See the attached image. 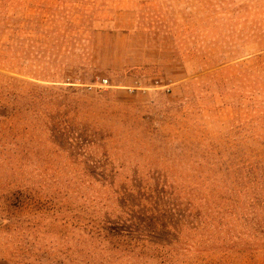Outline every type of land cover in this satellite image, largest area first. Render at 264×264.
I'll return each instance as SVG.
<instances>
[{"label":"rangeland","instance_id":"obj_1","mask_svg":"<svg viewBox=\"0 0 264 264\" xmlns=\"http://www.w3.org/2000/svg\"><path fill=\"white\" fill-rule=\"evenodd\" d=\"M263 175L264 0H0V264H264Z\"/></svg>","mask_w":264,"mask_h":264},{"label":"trees","instance_id":"obj_2","mask_svg":"<svg viewBox=\"0 0 264 264\" xmlns=\"http://www.w3.org/2000/svg\"><path fill=\"white\" fill-rule=\"evenodd\" d=\"M264 176V175H263ZM253 182V181H252ZM166 197H169V198H172V196H166ZM142 198V200L140 201L141 203H140V205L141 204H143L144 205V207H146V205H153L154 204V197H141ZM156 198H158V199H160L159 197H156ZM253 199V201L255 202V204H250V206L251 207H249L248 209L250 210V213L249 214H247V219H245V222H247V223H253V222H257V224H258V219L256 220V221H254L255 219H256V217H258L259 215H257V214H255V211L253 210V209H255L256 207H254L255 205H258V207L259 208H262L263 209V212H264V203H261L260 201H259V199L257 198V197H253L252 198ZM260 202V203H259ZM235 204H236V202H234ZM135 206L136 205H132V208H135ZM191 207H192V205H190ZM139 207V206H138ZM237 211V209H236V207H233V208H231V210L229 209L227 212H225V213H223L222 214V212L221 211H218V219H214L215 220V222H218V230H221V232H222V227L223 226H225V224H226V221L227 220H229V219H231L232 217H234V213ZM137 212L136 211H134L133 209H131V211H129V212H125L124 213V215L126 216V215H129V216H131L132 214H136ZM225 214H227L226 215V217L224 218V215ZM227 216H230L229 217V219H227ZM250 216H252V219H248ZM263 217H264V215H263ZM243 218H245V216L243 217ZM213 220V219H212ZM156 221V220H155ZM205 223V224H204ZM203 224L204 225H206V226H208V223L207 222H204ZM154 225H163L161 222H156V224L154 223ZM154 225H152V223L149 225V226H152V232H154V230L155 231H157V233H152L153 234V236L154 237H157V236H162V237H164V236H166V234H167V229H165V227L163 228V229H158V228H154L153 229V226ZM200 226H202V222H201V224H200ZM157 227V226H156ZM140 231H131V230H129L128 232H124V231H121L119 234H116V235H118V236H123V237H133V235H137V236H140V237H143V235L142 234H140L139 233ZM259 233L260 234H264V230L262 229L261 231H259ZM140 234V235H139ZM165 242V241H164ZM223 242H225L224 240H223ZM170 243H168V245H169ZM231 244H233V245H236L237 243H231ZM224 246V245H223ZM232 247L233 246H229V245H227L226 246V248H231L232 249ZM222 256H224V255H222ZM227 255H225V257H226ZM210 257V256H209ZM209 257H207V259H205V261L207 262V264H209L208 263V261L210 260V264H214V260L213 259H209ZM222 258V257H221Z\"/></svg>","mask_w":264,"mask_h":264}]
</instances>
